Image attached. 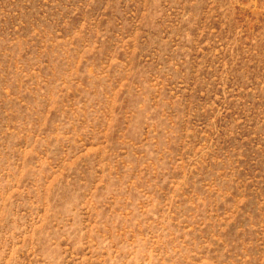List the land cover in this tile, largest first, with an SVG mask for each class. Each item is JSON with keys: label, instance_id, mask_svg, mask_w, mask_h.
<instances>
[{"label": "rangeland", "instance_id": "rangeland-1", "mask_svg": "<svg viewBox=\"0 0 264 264\" xmlns=\"http://www.w3.org/2000/svg\"><path fill=\"white\" fill-rule=\"evenodd\" d=\"M0 264H264V0H0Z\"/></svg>", "mask_w": 264, "mask_h": 264}]
</instances>
